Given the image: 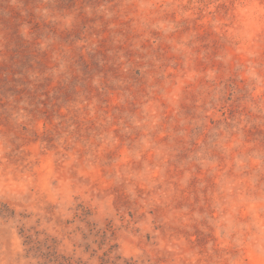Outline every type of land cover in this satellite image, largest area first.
Masks as SVG:
<instances>
[{"label": "rangeland", "instance_id": "1", "mask_svg": "<svg viewBox=\"0 0 264 264\" xmlns=\"http://www.w3.org/2000/svg\"><path fill=\"white\" fill-rule=\"evenodd\" d=\"M0 264H264V0H0Z\"/></svg>", "mask_w": 264, "mask_h": 264}]
</instances>
